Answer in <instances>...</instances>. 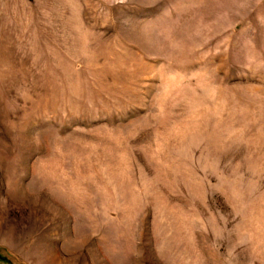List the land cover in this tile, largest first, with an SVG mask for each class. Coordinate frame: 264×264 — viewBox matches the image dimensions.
I'll list each match as a JSON object with an SVG mask.
<instances>
[{"label": "rangeland", "instance_id": "1", "mask_svg": "<svg viewBox=\"0 0 264 264\" xmlns=\"http://www.w3.org/2000/svg\"><path fill=\"white\" fill-rule=\"evenodd\" d=\"M0 264H264V0H0Z\"/></svg>", "mask_w": 264, "mask_h": 264}]
</instances>
